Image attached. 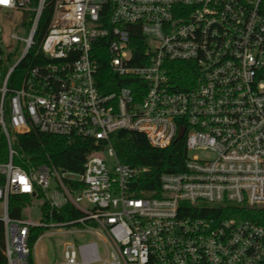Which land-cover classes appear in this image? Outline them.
Returning <instances> with one entry per match:
<instances>
[{"label":"built area","instance_id":"2783aa9c","mask_svg":"<svg viewBox=\"0 0 264 264\" xmlns=\"http://www.w3.org/2000/svg\"><path fill=\"white\" fill-rule=\"evenodd\" d=\"M8 16L28 28L27 38L12 35L24 43L15 64L2 25ZM103 60L113 77L102 74ZM127 77L142 82L137 95L100 90ZM33 129L94 141L83 173L17 165L11 136ZM181 129L183 170L162 175L157 195L137 197L147 169L120 162L116 133L139 132L165 149ZM0 130L7 264H30L31 255L39 264L45 233L103 240L106 256L95 242H70L58 264L264 263L263 226L211 215L264 206V0H0ZM17 196L46 201L49 213L39 223L10 217ZM66 207L80 216L57 220ZM32 230L45 231L33 246Z\"/></svg>","mask_w":264,"mask_h":264},{"label":"trees","instance_id":"16d2710c","mask_svg":"<svg viewBox=\"0 0 264 264\" xmlns=\"http://www.w3.org/2000/svg\"><path fill=\"white\" fill-rule=\"evenodd\" d=\"M48 23L49 18L47 16L42 21L41 29L38 34L39 40L46 33ZM138 44L140 45L134 48L135 63L141 65L139 59L145 56V46L142 39L139 40ZM32 60L33 57L30 55L22 64L21 70L28 67ZM175 65L180 68L177 70L176 74L178 76H185V71L181 69L185 64L178 63ZM102 74L104 76L113 77L112 72L109 70L104 60L102 61ZM118 79L115 87L111 89L100 88V90L103 93H107L116 91L122 87H128L132 88L137 95V87L140 89V85H142L140 80L133 77ZM11 139L12 146L18 153V158L15 160V163L27 170H33V168L45 163H52L57 167L71 172L83 173L85 163L90 153L96 148L95 142L91 140L53 136L43 134L36 129L31 130L27 134L13 133ZM113 146L121 163L137 169H147V172L141 174L138 178L137 197H153L157 195L160 190L162 175L182 171L188 159L185 140L173 142L169 147L159 149L153 147L147 137L139 132L125 130L117 132L113 138ZM7 161L8 145L5 136L0 130V163H5ZM33 203L34 201L30 197H13L10 203V217L22 218L23 209L31 206ZM72 209V207H66L62 213L59 214L57 220H72L80 216V214L73 212ZM49 210L48 204L44 201L41 206L43 217L47 216ZM211 215L215 218L222 217L224 219L250 221L264 227V206H229L225 209L223 216H220L221 214L218 210L214 211ZM44 232V230H32L30 238L31 246H33ZM0 264H7L4 255V225L1 221ZM30 264H34L33 255H31Z\"/></svg>","mask_w":264,"mask_h":264},{"label":"rangeland","instance_id":"374dc122","mask_svg":"<svg viewBox=\"0 0 264 264\" xmlns=\"http://www.w3.org/2000/svg\"><path fill=\"white\" fill-rule=\"evenodd\" d=\"M2 25L8 34L9 45L8 49L12 56L10 57L11 64H15L22 56L24 49V43L18 40H13L12 35H16L20 38L28 37V28L21 25V18L16 19L15 16H8L3 18ZM195 155V154H194ZM200 157L203 155L197 153ZM111 157L108 155L107 159ZM42 199L35 200L34 203L24 208L22 211V219L30 223H39L44 217L41 211V206L43 204ZM3 216L1 205H0V218ZM70 242L76 243V245L87 244V243H97L100 247L103 256H106V248L104 246L103 240L95 235H84L80 238H75L71 236H52L49 233H45L44 237L40 240L37 251L34 254L35 259L39 264H58L60 262L61 254L63 252L64 244H69Z\"/></svg>","mask_w":264,"mask_h":264},{"label":"water","instance_id":"95a60500","mask_svg":"<svg viewBox=\"0 0 264 264\" xmlns=\"http://www.w3.org/2000/svg\"><path fill=\"white\" fill-rule=\"evenodd\" d=\"M184 133H185V129H181V130H180V134H179V137H178L177 141H181V139H182V138H183V136H184Z\"/></svg>","mask_w":264,"mask_h":264},{"label":"snow or ice","instance_id":"6c2138e0","mask_svg":"<svg viewBox=\"0 0 264 264\" xmlns=\"http://www.w3.org/2000/svg\"><path fill=\"white\" fill-rule=\"evenodd\" d=\"M5 2H6V0H5Z\"/></svg>","mask_w":264,"mask_h":264}]
</instances>
